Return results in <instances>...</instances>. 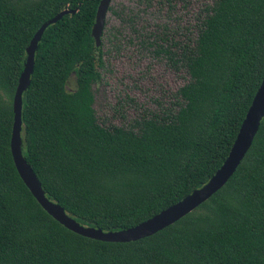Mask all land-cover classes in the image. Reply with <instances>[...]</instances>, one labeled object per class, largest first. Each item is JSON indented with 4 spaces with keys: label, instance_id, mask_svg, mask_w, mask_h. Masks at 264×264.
<instances>
[{
    "label": "trees",
    "instance_id": "obj_1",
    "mask_svg": "<svg viewBox=\"0 0 264 264\" xmlns=\"http://www.w3.org/2000/svg\"><path fill=\"white\" fill-rule=\"evenodd\" d=\"M99 0H0V264H264V116L227 182L157 233L128 243L76 235L51 219L9 152L11 99L39 26L21 95V154L45 197L82 226L118 231L201 187L226 158L264 75V0H212L194 36L160 26L146 43L187 81L168 107L125 127L98 123L92 87L102 53L90 29ZM169 7L174 0H137ZM174 34V33H173ZM73 77L74 88L67 90Z\"/></svg>",
    "mask_w": 264,
    "mask_h": 264
},
{
    "label": "rangeland",
    "instance_id": "obj_2",
    "mask_svg": "<svg viewBox=\"0 0 264 264\" xmlns=\"http://www.w3.org/2000/svg\"><path fill=\"white\" fill-rule=\"evenodd\" d=\"M212 0H174L169 6H148L137 0H111L101 36L100 80L92 87V109L98 123L125 127L146 112L168 107L172 94L187 81L146 43L150 31L167 34L182 43L195 34L204 6ZM174 33V34H173ZM74 88L73 77L66 89Z\"/></svg>",
    "mask_w": 264,
    "mask_h": 264
},
{
    "label": "water",
    "instance_id": "obj_3",
    "mask_svg": "<svg viewBox=\"0 0 264 264\" xmlns=\"http://www.w3.org/2000/svg\"><path fill=\"white\" fill-rule=\"evenodd\" d=\"M111 0H99L94 14V21L90 29V37L94 46L99 47L104 26V19ZM73 14L74 11H61L43 22L32 35L25 48V61L11 99L12 122L9 137V152L15 171L40 208L64 229L84 238L107 243H128L151 236L165 227L178 221L211 195L218 191L234 173L257 132L260 120L264 116V75L249 104L242 122L235 135L230 150L210 178L199 188L191 191L181 200L161 210L139 224L118 230L102 231L98 228L86 227L75 222L57 203L48 200L40 184L21 154V95L29 85L32 72L33 55L45 28L57 22L63 15Z\"/></svg>",
    "mask_w": 264,
    "mask_h": 264
}]
</instances>
